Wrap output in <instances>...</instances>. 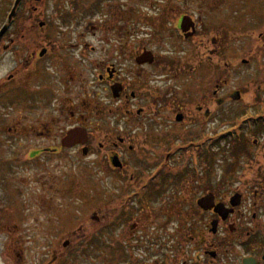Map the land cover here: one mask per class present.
Listing matches in <instances>:
<instances>
[{"label":"flooded vegetation","instance_id":"1","mask_svg":"<svg viewBox=\"0 0 264 264\" xmlns=\"http://www.w3.org/2000/svg\"><path fill=\"white\" fill-rule=\"evenodd\" d=\"M180 1L183 10H162L153 31L144 33L153 38L160 31L154 38L173 41V48L156 52L124 42L107 63L91 62L83 51L79 72H72L74 59L65 63L58 56L52 66L67 67L69 75L55 79L40 62L39 85L10 98L11 108L40 111L37 129L23 127L20 119L0 129L33 136L23 160L42 170L29 169L26 184L41 192L11 187L26 200L4 217L0 211L1 264H264V117L259 122L249 114L246 125L229 118L223 106L238 100L239 92L222 93L228 85L222 68L226 22L208 0ZM252 37L263 39L262 33ZM2 41L4 49L15 44ZM18 46L17 55L27 50ZM11 81L20 85L28 78L16 80L10 73L0 80V90ZM73 129L77 138L64 143ZM228 140L230 150L234 142L241 149L232 150L224 169H212ZM180 152L198 169L188 164L171 172L168 162ZM79 163L103 184L95 189L89 180L81 202ZM202 163L207 167L199 169ZM62 167L64 184L57 174ZM183 178H194V185L177 187ZM55 188L69 199L67 206L44 200L42 192ZM5 189V199L14 203L16 193ZM34 206L52 216L39 219L29 211ZM22 242L28 248L38 243L39 250L15 249Z\"/></svg>","mask_w":264,"mask_h":264},{"label":"rangeland","instance_id":"2","mask_svg":"<svg viewBox=\"0 0 264 264\" xmlns=\"http://www.w3.org/2000/svg\"><path fill=\"white\" fill-rule=\"evenodd\" d=\"M14 0H0V27L6 20V15L12 6ZM24 1V0H23ZM21 2L19 8L25 11V15H30V18H19L9 28L12 32L9 37L5 38L2 43L7 44L9 38L15 41L12 48L4 49V45H0V80L10 73L16 75V80L20 78H28L23 84L18 85L16 81H11L7 87L0 90V126L5 128L13 126L17 119L21 120L23 127H41L35 122L39 114V109H30L23 107L21 104L15 108H11L10 98H17L23 95V91H28L26 87L39 85L40 81V62L49 69L50 76L55 79L69 75L67 67L60 68L52 66L54 63L51 60L59 56L60 60L69 62L68 57L74 59L72 72L82 71V67L76 64L79 57H82V52L85 51V57L91 62L104 60L106 63L109 59H114L115 49L121 47L120 44L127 42L131 46L139 44L146 47H152L154 51H165L168 47L175 44L173 41L162 44L154 37L158 36L160 31H155V36L150 38L145 32H152L154 25L159 20L160 13L165 9L176 11L183 10L180 0H41L35 2L26 0V3ZM209 4L219 9V15L225 20L223 25L225 31V42L227 47H223V78L228 80V85L224 87L223 95L230 91L239 92L238 100H232L225 104L223 108L227 111L229 118L232 116L237 122H245L248 114L259 119L264 117V0H208ZM195 3V2H194ZM231 5V6H230ZM36 7V12H32V8ZM196 8V7H194ZM30 11L32 14H30ZM198 14V11H195ZM217 14V13H216ZM16 16V15H15ZM40 23L45 26L39 27ZM263 24V25H262ZM122 26V29L117 31L115 28ZM22 29L23 39L15 38L19 30ZM8 32V33H9ZM7 33V34H8ZM262 33V41H257L255 37ZM4 35L5 37L7 36ZM15 35V37H13ZM176 38V33L171 32ZM22 43L23 48L27 49L23 53L20 51L18 43ZM47 45H51L50 52L43 53V58L40 54ZM94 48L93 50L91 48ZM36 50V56L30 57V53ZM47 49V48H46ZM56 54L51 55V52ZM228 59L232 62L226 64ZM246 59L247 63H242ZM121 62V60H118ZM36 65L33 69V65ZM23 65L25 67H23ZM51 65V66H50ZM52 67V68H51ZM26 73L30 74L29 77ZM87 79V78H84ZM37 83V84H36ZM213 87V86H212ZM2 99H4L2 101ZM8 102V103H7ZM35 122V123H34ZM259 122H263L260 120ZM243 125V124H242ZM242 127V126H241ZM243 128V127H242ZM1 131V129H0ZM246 129H244V132ZM0 136V211L7 212L10 207L19 210L20 201H25L26 196L21 194L18 199L17 190L12 186H20L26 191L40 193L38 185L31 184L28 186L27 179L29 169L42 170L39 164L34 167H29L24 163L26 154L25 144L33 137L29 133L22 131L21 134L13 136L4 131H1ZM252 139L251 136L245 134V138ZM255 137H258L255 135ZM234 142V141H233ZM229 140L223 141L220 147L223 150L218 152L222 154L216 155L215 165L212 169H221L227 162L231 161L230 153L232 150H240L242 145L233 143V148L230 150ZM216 149V148H215ZM187 154L177 153L168 162V168L171 172L184 168L198 169L192 160L188 161ZM94 168H98V163L94 159ZM12 166H15L14 168ZM89 168L87 164L79 163L78 167V185L77 193L79 202L86 199V185L89 180H93L96 188H102L103 184L100 177L97 175L88 176L84 170ZM207 167L205 163L201 165L204 169ZM10 172V173H9ZM11 172L13 175H11ZM67 170L62 167L59 175L62 184L66 181ZM10 174V175H8ZM194 178H183L179 181L177 187L194 185ZM8 186L10 192L16 193L12 198L13 202L5 199V187ZM3 187V189H2ZM54 188V187H53ZM4 191V192H3ZM45 201H54L58 205L61 202L67 203L69 199L61 198L57 188L45 189L42 192ZM91 195V194H90ZM34 196L31 195V201H34ZM95 200H101L99 197ZM22 206V205H21ZM56 207V205H55ZM29 211L39 219L45 220L46 217H51L50 210L38 209L34 206ZM46 211V212H45ZM4 217V216H3ZM65 217V215H62ZM0 239V245H1ZM16 246L15 249H32L39 250L38 243L36 247ZM33 254V252H31ZM33 260L34 257H33ZM80 263L86 262V259H79ZM1 264V263H0ZM34 264V263H30Z\"/></svg>","mask_w":264,"mask_h":264},{"label":"water","instance_id":"3","mask_svg":"<svg viewBox=\"0 0 264 264\" xmlns=\"http://www.w3.org/2000/svg\"><path fill=\"white\" fill-rule=\"evenodd\" d=\"M21 1L22 0H15L14 6H13V8L11 10V13L8 16V22L9 23H11V20H12L13 16L15 15V11H16L17 7L20 5ZM35 1H40V0H35ZM187 24H188L187 18L184 17L183 20H182L181 26L183 28H185L187 26ZM41 25H43V23H41ZM7 28H8V25H4L3 26V28L0 30V37L4 34V32L6 31ZM44 52L45 51L43 50L40 55L42 56ZM148 54L150 55L148 57L152 58V55L150 53H148ZM243 62L245 63L246 60H243ZM77 134H78V132L75 129L69 131L67 133L66 137L64 138V143L69 144L68 142H70L71 140H74V138H77ZM203 202H205V198L200 200V204H202Z\"/></svg>","mask_w":264,"mask_h":264},{"label":"trees","instance_id":"4","mask_svg":"<svg viewBox=\"0 0 264 264\" xmlns=\"http://www.w3.org/2000/svg\"><path fill=\"white\" fill-rule=\"evenodd\" d=\"M24 3H26V0H24ZM27 18L28 19V17H29V15L27 14V16L25 15V11H23L22 9H21V7L20 8H18V10H17V13H16V16L14 17V21H13V23L14 22H16L19 18ZM264 24V23H263ZM262 24V25H263ZM21 30V29H20ZM19 30V32H20V35H21V31ZM18 32V33H19ZM22 40V39H21Z\"/></svg>","mask_w":264,"mask_h":264}]
</instances>
